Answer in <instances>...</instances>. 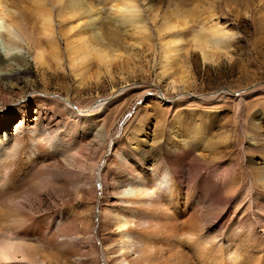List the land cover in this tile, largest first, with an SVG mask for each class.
Here are the masks:
<instances>
[{
  "label": "rangeland",
  "instance_id": "obj_1",
  "mask_svg": "<svg viewBox=\"0 0 264 264\" xmlns=\"http://www.w3.org/2000/svg\"><path fill=\"white\" fill-rule=\"evenodd\" d=\"M90 1L89 17L77 14L65 20L57 17L59 6L53 9L59 65L45 44V64L34 59L32 42L39 36L28 15L37 4L24 1L12 8L21 48L0 43V59L12 68L16 65L12 56L17 54L25 71L18 79L0 71L1 120L2 97L7 96L11 110L8 122L0 126V137L26 120L39 138L51 135L54 144H66L64 150L43 147L46 153L35 152L31 158L27 150L19 153L11 169L30 168L10 188L0 186V213L5 211L7 197L22 196L20 213L25 224L42 226L41 234L24 241L45 264H103V246L112 244L116 234L108 213L119 206L105 182L111 177L114 184L135 170L166 165L170 145L183 141L191 145L199 137L211 145L206 154L222 157L216 161L218 169L233 163L242 181L235 201L229 203V213L210 222L208 234L218 236L244 205V187L252 180L244 154L239 152L246 139L244 130L264 136V0H237L236 4L235 0H135L146 28L141 37L131 28L117 30L107 21L113 11L110 4ZM166 15L172 25L162 31ZM209 16L208 24L224 28L219 36H211L205 23ZM92 17L94 26L89 28ZM68 25L73 34L84 30L87 44H93L91 57L75 72L61 35ZM96 34L101 37L100 47L107 42L113 50L106 61L98 59L101 49L94 47ZM173 37H178L173 39L174 47L169 42ZM164 47L171 52L167 62L162 59ZM20 102L28 108L20 110ZM251 122L260 128L253 129ZM120 158L121 170L109 173L107 168ZM187 165L186 160L184 174ZM215 166L201 170L195 182L206 176L214 181L212 170L216 175L219 172ZM182 193L183 197L198 196L186 189ZM216 195L212 191V197ZM234 203H239L236 210Z\"/></svg>",
  "mask_w": 264,
  "mask_h": 264
},
{
  "label": "bare ground",
  "instance_id": "obj_2",
  "mask_svg": "<svg viewBox=\"0 0 264 264\" xmlns=\"http://www.w3.org/2000/svg\"><path fill=\"white\" fill-rule=\"evenodd\" d=\"M24 1H31L38 6L30 9V15H28V21L33 24L34 34L39 36L34 37L33 42L31 41L35 61L41 65L45 64L46 49L43 48L45 44L46 48L51 47L50 55L56 65H59L60 61L57 60L58 56L56 57L55 53L57 49L54 47L53 40V9L59 6L60 11L57 17H65V20H70L77 14L89 17L90 12L93 11L90 7L92 2L90 0H0V43L21 48L20 36L14 31L18 24L12 8ZM101 1L110 4L113 9L107 16V21L113 22L117 30L131 28L135 30L137 36H144L146 28L144 30L143 17L135 0ZM236 2L237 0L235 4ZM21 18L24 21L23 16ZM162 19L165 26L161 24V30L164 31L163 29L166 28L168 30L172 22L167 15ZM209 21L210 16L205 23L208 24ZM89 23L91 24V26L88 25L89 28H92L93 17ZM207 26L211 36H219L218 32L224 29L218 27L217 23H209ZM67 27L62 28L61 35L65 37V52L69 66L71 71L75 72L84 60L91 57L94 52L91 53L93 44L91 45V42L87 44L84 30L73 34L72 27ZM96 35L98 43H95L94 47L99 46L98 40L101 39L98 34ZM41 38H44V41ZM174 38L169 41L171 44ZM106 43H101L106 47L99 46L101 51L98 59L101 61H106L108 56L113 54L111 45ZM89 46H91L90 49ZM171 46H169L170 49H172ZM166 49L168 48L164 47L161 52L162 59L164 58L167 62L171 52ZM12 58L16 63L12 68L5 67L4 61L0 59V71L3 70L4 75L18 79L25 71V67L22 69L20 64L24 61L17 54H14ZM1 102L5 109L1 112L3 120L0 118V126L3 121V125L6 124L11 115L7 96L2 97ZM19 108L27 109L28 104L20 102ZM251 127L260 128L254 122H251ZM244 132L245 143L243 147L239 146L240 151H238L244 154V163L249 168L252 180L248 181L247 186L244 187V205L232 215L229 224L218 236L215 235L216 237L208 234L211 228L210 222L221 219L224 213H229V203L235 201L242 181L237 176V167L233 163H229L227 168L218 169L220 163L216 161L222 157L206 154L205 151L211 145L203 138L200 141L199 137H196L191 145L185 144L184 141L182 145L179 142L170 145L165 155L166 165L158 163L148 170L138 169L129 172L130 174L125 175L123 180L116 179L114 184L111 177L107 182L104 180L106 191L111 197L119 200V206L114 212L108 213L113 220L110 228H113L116 234L114 233L112 244L103 246L106 250L103 254V264H264V136L260 132L249 134L246 129ZM39 135L33 132L26 120H21L12 133L0 137L1 187L9 185L10 188L18 177L27 174L30 166L11 169V163L17 159L22 150H27L28 157L31 155L36 157L38 152L46 153L43 147L50 150H54L53 148L61 150L65 147L66 143L62 141L54 144V136L46 135L41 139ZM222 138L226 140V137ZM196 147L200 148V152ZM186 160L188 165L184 174L182 167L185 166ZM122 163L120 158L112 167L107 168L108 172L115 175L121 170ZM210 165L218 166V175L212 170L214 181L210 180V176H206L204 180L195 182L200 171L207 170ZM185 189L188 192H197L198 196L183 197L182 191ZM214 190L217 195L213 198ZM21 198L22 196H9L3 203L5 211L0 213V264H45L41 255L40 258L34 252L32 253V248L24 241L25 238L35 236L39 232L41 234L42 226L25 224L22 212L20 213ZM234 204L236 210L239 203ZM245 212L249 216L244 215ZM233 224L237 227L233 228Z\"/></svg>",
  "mask_w": 264,
  "mask_h": 264
}]
</instances>
